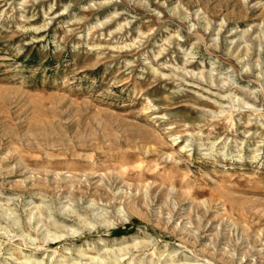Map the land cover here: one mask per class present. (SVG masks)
Here are the masks:
<instances>
[{
  "label": "rangeland",
  "instance_id": "374dc122",
  "mask_svg": "<svg viewBox=\"0 0 264 264\" xmlns=\"http://www.w3.org/2000/svg\"><path fill=\"white\" fill-rule=\"evenodd\" d=\"M0 264H264V0H0Z\"/></svg>",
  "mask_w": 264,
  "mask_h": 264
}]
</instances>
